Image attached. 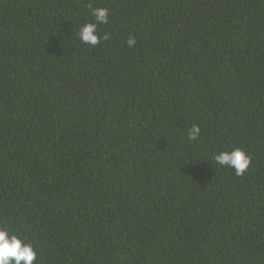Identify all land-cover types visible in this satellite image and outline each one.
Instances as JSON below:
<instances>
[{"label":"trees","instance_id":"1","mask_svg":"<svg viewBox=\"0 0 264 264\" xmlns=\"http://www.w3.org/2000/svg\"><path fill=\"white\" fill-rule=\"evenodd\" d=\"M3 226L36 264H264V0H0Z\"/></svg>","mask_w":264,"mask_h":264},{"label":"clouds","instance_id":"2","mask_svg":"<svg viewBox=\"0 0 264 264\" xmlns=\"http://www.w3.org/2000/svg\"><path fill=\"white\" fill-rule=\"evenodd\" d=\"M94 21L85 23L78 32L81 43L96 46L101 40L109 39L108 35H100L98 27L107 25L110 21V12L107 7L92 9ZM136 41L129 38L127 44L133 47ZM200 134L198 125H193L188 136L195 140ZM215 161L221 167L233 169L237 176L243 175L251 164V156L241 149H234L231 152H220L215 156ZM23 240L12 233L7 226L0 227V264H36L37 252L34 245Z\"/></svg>","mask_w":264,"mask_h":264}]
</instances>
